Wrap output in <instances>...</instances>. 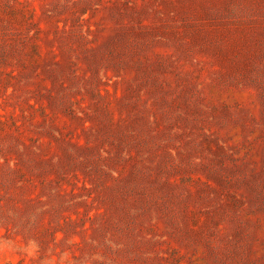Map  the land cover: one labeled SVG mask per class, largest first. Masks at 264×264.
<instances>
[{
    "label": "rangeland",
    "instance_id": "374dc122",
    "mask_svg": "<svg viewBox=\"0 0 264 264\" xmlns=\"http://www.w3.org/2000/svg\"><path fill=\"white\" fill-rule=\"evenodd\" d=\"M0 264H264V0H0Z\"/></svg>",
    "mask_w": 264,
    "mask_h": 264
}]
</instances>
